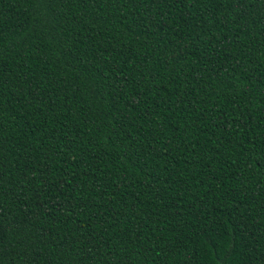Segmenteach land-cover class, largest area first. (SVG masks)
<instances>
[{
    "label": "trees",
    "instance_id": "obj_1",
    "mask_svg": "<svg viewBox=\"0 0 264 264\" xmlns=\"http://www.w3.org/2000/svg\"><path fill=\"white\" fill-rule=\"evenodd\" d=\"M0 264H264V0H0Z\"/></svg>",
    "mask_w": 264,
    "mask_h": 264
}]
</instances>
